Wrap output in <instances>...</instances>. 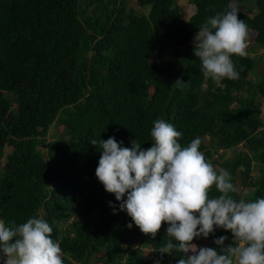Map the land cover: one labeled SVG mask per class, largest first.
I'll use <instances>...</instances> for the list:
<instances>
[{
  "label": "trees",
  "instance_id": "1",
  "mask_svg": "<svg viewBox=\"0 0 264 264\" xmlns=\"http://www.w3.org/2000/svg\"><path fill=\"white\" fill-rule=\"evenodd\" d=\"M189 2L195 13L186 18L179 0H0V219L17 225L44 219L64 264L183 258L158 251L167 223L155 239L143 234L95 176L101 139L115 137L129 148L136 140L147 149L157 119L182 133V147L201 139L206 159L229 171L234 199L264 198L257 104L264 100V73L255 75L262 55L251 56L264 51V0ZM232 3L248 25L249 46L246 56L231 57L239 78L217 85L204 78L193 41L208 17ZM177 79L186 84L174 87ZM53 126L63 129L50 143ZM228 151L235 156L225 159ZM219 194L215 186L209 191L210 198ZM220 236L227 237L223 247L235 246L222 228L193 243L220 251L214 244Z\"/></svg>",
  "mask_w": 264,
  "mask_h": 264
},
{
  "label": "clouds",
  "instance_id": "2",
  "mask_svg": "<svg viewBox=\"0 0 264 264\" xmlns=\"http://www.w3.org/2000/svg\"><path fill=\"white\" fill-rule=\"evenodd\" d=\"M228 8L208 17L193 41L204 78L217 85L225 78H239L231 57L246 56L249 46V28L238 18V5L232 3ZM185 84L177 79L173 86ZM150 135L153 142L147 149L136 140L130 148L121 147L115 137L99 142L95 176L120 202L119 210L153 239L162 223H167L166 242L158 251L182 253L178 264H264V198L234 199L230 194L238 189L229 171L217 170L206 159L199 150V137L182 147L178 143L182 133L163 119L153 122ZM91 144L95 146L97 141L93 139ZM213 186L220 194L210 198ZM109 203L116 214L115 205ZM217 228L230 231L235 246L223 247L226 236L214 240L220 251L193 243ZM52 233L49 223L35 216L19 225L0 219V259L3 264H64L62 249Z\"/></svg>",
  "mask_w": 264,
  "mask_h": 264
},
{
  "label": "rangeland",
  "instance_id": "3",
  "mask_svg": "<svg viewBox=\"0 0 264 264\" xmlns=\"http://www.w3.org/2000/svg\"><path fill=\"white\" fill-rule=\"evenodd\" d=\"M130 4L131 5H135V0H130ZM179 6H180V9L182 11V14H184V17L186 18H189L191 17L194 13H195V8L194 6L189 2V0H179ZM143 12L147 13L148 11L147 10H144ZM263 53L264 51L263 50H259L257 51L256 53H253L251 54V56H254V55H262V59L260 60L259 64L257 65V68H256V72H255V75L258 79H260L264 73V56H263ZM156 55V54H155ZM254 81V79H251ZM257 104H259V106L261 107V117L264 119V100L263 99H258L257 101ZM63 127L62 126H53L51 128V130L46 134V137H47V140L48 142L52 143V142H55V138L57 135H60L61 134V131H62ZM238 151L239 150H244V147L242 145H240L237 149ZM11 152V149L8 148L7 149V153H10ZM235 156V153L234 151H228L225 155V159H230V158H233ZM241 170H243L242 167H240ZM257 173V171H254L253 172V175H255ZM241 183L239 184V189L240 191H242V188H241ZM243 187V186H242ZM249 189L248 188H245L243 190V192H248ZM206 244V243H204ZM199 246V245H198ZM147 252V250H146ZM93 264H97V263H93Z\"/></svg>",
  "mask_w": 264,
  "mask_h": 264
}]
</instances>
